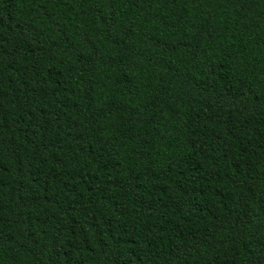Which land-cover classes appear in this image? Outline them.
<instances>
[{
    "label": "trees",
    "instance_id": "1",
    "mask_svg": "<svg viewBox=\"0 0 264 264\" xmlns=\"http://www.w3.org/2000/svg\"><path fill=\"white\" fill-rule=\"evenodd\" d=\"M0 264H264V0H0Z\"/></svg>",
    "mask_w": 264,
    "mask_h": 264
}]
</instances>
